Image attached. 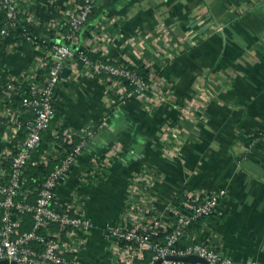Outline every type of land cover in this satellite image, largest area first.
<instances>
[{
  "label": "crops",
  "instance_id": "1",
  "mask_svg": "<svg viewBox=\"0 0 264 264\" xmlns=\"http://www.w3.org/2000/svg\"><path fill=\"white\" fill-rule=\"evenodd\" d=\"M74 1L16 0L19 25L0 47V105L4 83L44 53L20 28L56 42L63 31L46 25L61 21ZM25 11L39 24L28 25ZM73 46L91 61L141 65L150 83L143 95L120 101L122 82L89 75L72 60L56 86L54 113L35 154L64 129L78 134L74 141L85 138L54 195L56 209L73 203L93 223L82 235L79 264H125L126 247L107 228L121 224L138 174L148 179L145 220L160 219L163 235L178 196L224 189L201 220L203 241L233 264H264V0H95ZM13 109L29 117L19 105ZM4 116L0 111V155L14 143ZM151 256L144 250L133 263Z\"/></svg>",
  "mask_w": 264,
  "mask_h": 264
},
{
  "label": "built area",
  "instance_id": "2",
  "mask_svg": "<svg viewBox=\"0 0 264 264\" xmlns=\"http://www.w3.org/2000/svg\"><path fill=\"white\" fill-rule=\"evenodd\" d=\"M94 4L95 0H82L81 3L74 1L61 21L47 23L46 28L50 30L66 27L59 42L46 45L47 42L42 40L40 34L30 32L29 26L20 28L21 36L43 46L44 53L26 73L3 85L6 99L0 105V111L5 114L4 121L11 127L14 143L0 155V176L3 177L0 181V260L6 259L15 264H79V250L84 242L82 235L93 227L92 221L73 203L65 204L62 209L54 207L55 190L67 179L76 157L82 151L85 138H81L74 147L63 150V144L71 145L74 136H78L64 129L61 135H53V142L47 148L35 154L41 142V133L49 126L54 113L55 89L66 63L78 61L87 74L106 80H126L132 88L128 90L122 84L118 98L120 101L131 95L139 97L150 88L146 78L126 65L91 61L82 52L75 54L71 45L77 42L78 34ZM19 14L16 0H0V16L3 18L0 24V47L10 30L19 25ZM24 16L28 25L39 24L32 12L25 11ZM14 98L19 99L20 110L29 115L25 120L19 118L17 109L12 108ZM91 133V129L86 130V137ZM60 153H63L61 157ZM50 161L58 163L44 178L34 201H29L30 192L21 191L25 182L24 169L30 164L47 165ZM147 183L148 179L142 174L131 179L122 222L107 228L108 236L125 245V264H134V257L144 250L152 252L150 260L145 264H154L159 259L160 264H203L167 258L190 255L198 256L208 264H233L229 257L219 253L209 243L199 240L195 233L188 232V227L194 221L215 211L220 197L225 194L224 189L208 194L185 191L179 207L170 206L175 216L172 227L166 230L163 240L156 241L153 236L165 227L160 219L150 222L145 220L149 208L142 191ZM25 214L31 216L32 224L29 229L21 230ZM188 236L192 242L179 247L183 237Z\"/></svg>",
  "mask_w": 264,
  "mask_h": 264
},
{
  "label": "trees",
  "instance_id": "3",
  "mask_svg": "<svg viewBox=\"0 0 264 264\" xmlns=\"http://www.w3.org/2000/svg\"><path fill=\"white\" fill-rule=\"evenodd\" d=\"M81 1L82 0H76L75 2L76 3H81ZM94 9H95V4H94V6L92 8V11L88 15L87 21L93 15ZM61 30L64 32L66 30V27L64 26ZM41 37H42V40H44L45 42H47L49 44L54 43L52 41V39L49 38V37L42 36V34H41ZM71 48L73 49V51L75 52L76 55L79 52H82V53L85 54V52L83 51V49H79V48L75 49L73 45H71ZM77 63L79 64V66L81 65L78 61H77ZM112 63H121L123 65H126L129 68L134 69L139 75H141V76H143L144 78L147 79L146 70L141 65L133 66V65H130V64H126L125 62H122V61H117V62H112ZM121 82H122V84H124L127 87L128 90H130L132 88L131 85L126 80H121ZM54 98H55V96H54ZM12 102L15 103V106H12V108L13 107L15 108L18 105H20L18 98H14L12 100ZM54 105H55V99H54ZM4 119H5V117H4ZM59 133L58 134L61 135V132H59ZM78 142L79 141H74L73 140V142H72L71 145L63 144L61 149H63V150L64 149L65 150L70 149V148L74 147ZM51 162H56V161H50L47 165H43V164L31 165L30 164V165H27L26 168L24 169L23 176H24L25 182H24V185L21 188V191L22 192H24V191H29L30 192L29 193L30 194L29 195V201H32V202L34 201V199H35L38 191L40 190V187H41V184H42L44 178L50 173V171L56 165L55 163H54L55 164L54 165ZM182 199H183V197L181 198V196L180 197L178 196L175 200H173V205L176 206V207H179V202ZM203 218H205V217H201V218L197 219L196 221H194L188 227L189 234L195 233L196 235H198V239L199 240H202V241H203L205 235L207 234L206 232L203 231V229L201 228V225H200L201 220ZM23 219L24 220H23V224L21 226V230L29 229L31 227V224H32L31 216L29 214H25L23 216ZM164 235H165V233H164ZM164 235H163V233L162 234H159L158 231H157L156 235L153 236V239L156 240L158 238L160 240H163ZM191 242L192 241H191V239H190L189 236L188 237H183V239L179 242L178 246L179 247H183V246L188 245ZM147 261H148V259L146 260V263H147Z\"/></svg>",
  "mask_w": 264,
  "mask_h": 264
},
{
  "label": "water",
  "instance_id": "4",
  "mask_svg": "<svg viewBox=\"0 0 264 264\" xmlns=\"http://www.w3.org/2000/svg\"><path fill=\"white\" fill-rule=\"evenodd\" d=\"M56 42H59L58 39L55 40ZM68 69L65 67L63 68L61 72L62 77H66ZM168 259H176V260H181V261H188V262H201L203 264H208L204 259L195 256V255H190L186 257H167ZM161 259L157 260L154 262V264H160ZM0 264H15L13 261H8V260H0Z\"/></svg>",
  "mask_w": 264,
  "mask_h": 264
}]
</instances>
